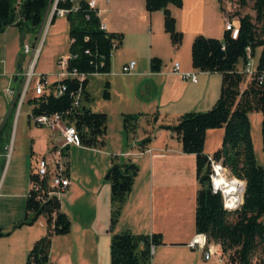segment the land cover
I'll use <instances>...</instances> for the list:
<instances>
[{
  "label": "crops",
  "instance_id": "crops-1",
  "mask_svg": "<svg viewBox=\"0 0 264 264\" xmlns=\"http://www.w3.org/2000/svg\"><path fill=\"white\" fill-rule=\"evenodd\" d=\"M95 6L103 29L121 33L120 43L110 56L109 70L100 72L108 90V96H102L104 106L100 109L106 113L105 147L101 151L92 148L103 154L101 165L93 166L91 176L86 175L82 183L67 163L69 183L59 198V206L68 216L70 227L66 234L51 237L45 264H109V236L123 230L134 234L160 233L162 243L153 246L149 264H221L213 258L203 260L199 251L186 246L195 232L193 216L198 188L195 156L192 152L182 151L174 133L161 126L174 123L185 111L209 108L218 95L219 72L199 69L191 64L189 41L196 33L221 37L224 28L219 0H181L180 6L168 5L175 27L182 32L177 46L163 29L161 10H147L144 0H95ZM259 52L257 47L252 52L255 66ZM24 55L22 53V58ZM152 56L160 59L156 70L150 68ZM130 59L134 60L133 68L130 73H123L121 65ZM174 61L178 63L176 72L173 71ZM18 63L19 67L13 70L0 66L1 85L12 86L11 80L18 81L17 87L20 85L22 76L19 68L24 64ZM237 66L241 68L242 64L238 62ZM48 71L43 67L38 70L52 82L56 76L53 71ZM184 71L194 72L195 79L183 76L181 73ZM244 77L240 87L249 79L248 75ZM88 86L87 74L86 91ZM7 105L11 111V101ZM123 113H138L137 119L144 117L147 128L138 134L135 124L131 128L128 122L125 127ZM250 116L248 114V118ZM34 125L29 162L35 155L46 154L57 142L55 131L50 129L44 134L45 138L40 139L38 132H41V127ZM218 130L220 127L205 130V153L210 154L220 144L221 136H217L208 151L209 135ZM251 139L255 160L264 170V146L262 148L260 143L257 152L252 135ZM109 154L120 159L129 158L138 164L131 188L111 227L109 184L103 174L110 164ZM73 220L79 223L76 229ZM9 228L10 225H1L0 233L7 232ZM21 228L24 232L19 250H23L24 264L33 242L45 234L44 219L39 217L33 224L22 225Z\"/></svg>",
  "mask_w": 264,
  "mask_h": 264
},
{
  "label": "trees",
  "instance_id": "trees-1",
  "mask_svg": "<svg viewBox=\"0 0 264 264\" xmlns=\"http://www.w3.org/2000/svg\"><path fill=\"white\" fill-rule=\"evenodd\" d=\"M240 6L250 4L253 13L237 12L236 30L223 29L221 37L202 33L193 35L189 44L190 62L199 69L217 71L220 85L216 99L205 110H191L180 114L174 123L161 124L170 129L184 152L195 156V176L198 188L195 192L193 223L195 231L206 233L217 242L227 254L228 264H251L256 248L262 257L258 264H264V170L256 162L250 133L248 111L256 109L262 113L261 130L264 143V84L256 78L264 64V0H236ZM49 0H0V31L9 24L21 32H37L46 14ZM76 7L64 16L68 23L67 68L74 67L79 72H106L109 70V50L119 45L121 33L106 31L100 27L97 8L90 7L87 0H76ZM180 6L181 0H144L147 10H161L163 29L168 33L174 46L181 40L182 32L175 27V19L168 5ZM57 6L70 7L69 0H58ZM54 13L51 15L52 19ZM113 38L115 39L113 41ZM260 45L256 71L243 87L240 83L245 73L237 63L243 64L245 48L252 54ZM160 59L150 57V68L158 69ZM65 85L62 93L54 95L51 88L56 83ZM87 75L81 80L65 76L53 80L49 90H43L27 98L31 105L29 115L60 112L66 122H72L78 132L81 145L93 146L104 143L106 113L92 110L83 102L72 104V94L78 86L81 96L88 98L84 89ZM107 82H104L102 96H108ZM28 89V88H27ZM26 89V91H27ZM24 92L22 101L25 99ZM12 109L15 106L11 103ZM11 109V108H10ZM8 110V112L10 111ZM132 113H123V124L136 118ZM132 128L131 124H129ZM222 126L220 144L210 153L203 151L205 130ZM68 147V146H67ZM67 147L65 152L67 154ZM29 154H32L29 148ZM207 155L219 160L234 178L244 184L242 200L234 210L222 206L221 196L210 189L208 180L209 163ZM68 162V160H67ZM109 173V227L119 214L121 204L131 188L137 171L136 162L129 158L120 159L110 155ZM29 189L24 195L23 217L13 227L31 225L39 217L44 219L45 234L36 239L26 253L24 264H45L48 259L50 239L53 235H64L69 231L68 216L60 210L59 199L54 195L42 194L35 198L32 183L38 182L44 189V179H39L30 168ZM244 180V182L242 181ZM159 232L134 234L128 230L111 233L108 242L109 264H149L150 245L161 244Z\"/></svg>",
  "mask_w": 264,
  "mask_h": 264
},
{
  "label": "rangeland",
  "instance_id": "rangeland-1",
  "mask_svg": "<svg viewBox=\"0 0 264 264\" xmlns=\"http://www.w3.org/2000/svg\"><path fill=\"white\" fill-rule=\"evenodd\" d=\"M219 4L222 13L223 11H228L230 16H236L237 12L253 13L250 4L240 6L236 0H219ZM49 10L50 7L48 5L44 19L37 30L38 33L30 30L21 32L13 24L5 26L4 29L0 31L1 68L13 70L16 69L18 62L24 64L29 53H24L25 57L22 58L20 42L26 41L33 46L32 42L37 38L36 44L39 46V49L34 63V70L38 71L40 67H43L49 70L48 72L53 71L54 73L58 69V57L68 53L67 20L65 16L58 15H54L52 19L47 20ZM236 22L237 20L234 19V23ZM255 47L261 48L260 45ZM21 69L19 68V71H21ZM33 78L34 77H32L29 83L25 99L18 107L16 116L14 107L8 112L7 102L11 101V99L4 93V88L9 84H0V105L2 106V108H0V226L5 224L10 225L7 232L0 233V264H23V250H19V241L24 229H22L23 227L21 228V226L13 227V225L18 222L16 219L20 220L23 217L24 195L30 186L28 179L30 168L29 148L30 141L32 140L31 134L34 133L32 128L34 123L27 114L31 106L27 98L32 94ZM11 82L12 86H9L17 90L19 88V86L17 87L18 81L11 80ZM88 82V98L82 96L80 100L92 110H100L104 106L102 98V84L104 79L101 77L100 72H93L92 74L90 73V75L88 74ZM132 114L137 116L135 119H129L128 122L131 123V126L134 124L136 125V133H142L143 128H147L145 118L140 117L138 120V113ZM248 114L249 116L251 115V118H248L250 132L256 142L258 152L260 143L262 148L264 146L261 130L262 113L259 110L253 109L248 111ZM40 127L41 132H38V137L42 139L45 138L44 134L49 132V128L45 126ZM219 127L221 130L212 132V134L209 135L208 151H210L211 146H213V140H215L217 136L222 137V126L213 127V129H219ZM49 143L50 140L47 139V144ZM89 147L90 148L79 146V144H70L67 148L66 158L69 162L70 169L76 172V176L81 183L86 175L91 176L94 167L101 165L103 154L101 152H95L92 148L94 147V149L101 151L104 149L105 145L103 143ZM105 172L103 174H105ZM223 172L229 177L233 176L226 167ZM232 180L238 179L233 177ZM12 221L15 222L13 223ZM78 224V221L73 220L75 229ZM56 244L60 246V243ZM54 246L56 245L54 244ZM261 257L262 253L260 248H256L251 259V264H258ZM220 263L228 264L226 253H224L223 262Z\"/></svg>",
  "mask_w": 264,
  "mask_h": 264
},
{
  "label": "built area",
  "instance_id": "built-area-1",
  "mask_svg": "<svg viewBox=\"0 0 264 264\" xmlns=\"http://www.w3.org/2000/svg\"><path fill=\"white\" fill-rule=\"evenodd\" d=\"M71 2L70 7L57 6L58 0H49L48 5L50 10L48 12L47 20H50L51 15H65L70 9L76 7V0H69ZM87 3L90 7L95 6V0H87ZM235 16H230L228 11H223L222 20L223 28L231 31L232 34L235 33L236 26L234 23ZM100 27L103 28V24L100 22ZM115 39L113 38V41ZM20 47L22 53H29L23 68L20 71L22 76L19 88L14 90L13 87L7 85L4 88V93L8 95L11 99V103H14L15 106V116L18 111V107L22 102L24 92L29 87V83L33 78L32 82V91L34 94H39L43 90H49L50 81L45 73L38 72L34 70V63L37 56L39 46L36 42L31 46L26 41L20 42ZM115 50V46L109 50V55L111 56ZM69 53L63 54L57 59V70L53 73L56 76L55 80H59L62 77L70 76L75 77L78 80H81L85 75L93 72H79L74 67L67 68V59ZM134 65V60L130 59L127 62L121 65V71L123 73H130ZM178 63L177 61L173 62V71H177ZM245 75L251 76L255 73L256 68L252 60V54L250 52L249 46L245 48V60L242 64V67L239 69ZM185 77H189L191 80L195 79V73L184 71L181 73ZM257 81L263 83L264 79V64L261 67L260 71L256 74ZM65 89V85L61 82L56 83L50 90L54 95L62 93ZM81 87L78 86L77 89L72 94V104L77 105L80 102L81 96ZM33 123L37 126H46L50 130L55 131L56 135V144L46 153L35 155L31 161L32 171L39 178L44 179L45 185L44 189L40 188L38 182L32 183V190L35 192V198H41L42 194L47 196L54 195L56 198H60L61 195L65 192L67 185L69 183V178L67 175V158L65 147L70 144H80L78 132L72 122H66L62 113L54 111L50 113H39L29 115ZM207 160L209 163V172L208 180L210 184V189L212 192H218L221 196L222 206L226 210H234L241 203V198L239 201L230 200L229 195L224 192L223 188L219 183H216L215 177L222 174L225 178H230L223 171L225 167L221 164L219 160H215L210 155H207ZM242 194V192H241ZM186 246L189 248L199 251L202 255L203 260H209L211 258L215 259L218 262H223L224 252L221 250L220 245L209 239L206 233L202 231H195L191 238L186 243ZM153 246L150 245L149 251L152 252Z\"/></svg>",
  "mask_w": 264,
  "mask_h": 264
},
{
  "label": "bare ground",
  "instance_id": "bare-ground-1",
  "mask_svg": "<svg viewBox=\"0 0 264 264\" xmlns=\"http://www.w3.org/2000/svg\"><path fill=\"white\" fill-rule=\"evenodd\" d=\"M233 176H230V178H225L222 176V174L217 175L215 177L216 183H219V185L222 186L223 190L227 195H229L230 200H240L241 192L243 190V187L241 186L240 180H232Z\"/></svg>",
  "mask_w": 264,
  "mask_h": 264
},
{
  "label": "water",
  "instance_id": "water-1",
  "mask_svg": "<svg viewBox=\"0 0 264 264\" xmlns=\"http://www.w3.org/2000/svg\"><path fill=\"white\" fill-rule=\"evenodd\" d=\"M17 67H19V63H17ZM108 173H109V169H107V171L104 174V178L107 179L108 178ZM243 190H244V184H243ZM243 192V191H242ZM241 198H242V194H241Z\"/></svg>",
  "mask_w": 264,
  "mask_h": 264
}]
</instances>
